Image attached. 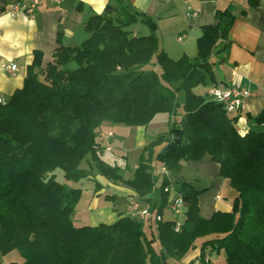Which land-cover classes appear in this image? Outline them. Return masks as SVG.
I'll return each instance as SVG.
<instances>
[{"label":"trees","instance_id":"trees-1","mask_svg":"<svg viewBox=\"0 0 264 264\" xmlns=\"http://www.w3.org/2000/svg\"><path fill=\"white\" fill-rule=\"evenodd\" d=\"M258 2L249 0L252 7ZM234 19L230 6L218 8L215 21L201 26L196 55L173 58L151 16L131 0H108L101 13L90 14L87 37L79 45L59 42L41 72L42 53L35 51L22 86L0 103V252L16 249L22 256L8 264H161L166 254L180 259L198 238L197 257L207 264L213 250L223 251L225 264H264V110L255 117L262 128L241 134L236 116L207 90H193L211 72L213 50L228 39ZM138 21L151 32L128 29ZM180 89L185 98L177 118ZM161 112L170 117L167 131L143 147L131 177L124 178L102 155V126L147 125ZM161 143L153 163V148ZM204 155L235 190L233 208L202 218L201 190L182 181L185 220L177 231L174 220L157 222L159 254L144 218L126 214L112 223L75 225L81 189L56 173L68 180L89 177L87 164L149 200L155 170L164 167L159 175L166 205L170 174L180 171V160Z\"/></svg>","mask_w":264,"mask_h":264},{"label":"crops","instance_id":"crops-1","mask_svg":"<svg viewBox=\"0 0 264 264\" xmlns=\"http://www.w3.org/2000/svg\"><path fill=\"white\" fill-rule=\"evenodd\" d=\"M19 1L29 2L30 0H0V97L5 100L22 86L27 67L32 63L36 50L42 53V66L39 69L41 72L46 62L52 59V52L59 42L65 45H79L87 37L88 32L85 24L90 14L101 13L108 2V0H61L60 3H56L52 0H40V4L31 13L17 11L11 15L10 7ZM131 2L137 9L151 16L155 21V18H158L159 22L161 18L175 17L179 19L180 23L174 24V29L178 33L175 43L187 46L193 41L195 51L193 52L190 48L184 50L180 55L185 54L189 57H194L197 53L196 41L201 34V26L215 21V11L218 8L230 6L235 14V19L229 30L228 39L217 44L211 55L213 61L211 72L207 73L205 82L201 83L203 85L196 90L194 87L193 90L196 93L205 94L206 90L213 86L224 90L237 84L245 92L241 108L238 111L230 112V115L236 116L238 131L245 134L250 129L262 128L255 117L264 110V0H259L258 4L253 7L249 0H131ZM188 6L197 12L196 16L186 17ZM138 31L134 30L135 33ZM161 46L171 57L176 58L173 56L174 54H171V51H175L176 48L172 47L169 42H161ZM10 62L17 65L18 70L14 74L8 73L1 67L2 63ZM178 98L180 103V95ZM184 98L185 93L183 102ZM169 120L168 115L167 125ZM146 126H134L137 128L135 133L138 139L142 138L141 133ZM101 131L105 134L101 136L103 144L112 145V150L109 151L112 152L113 147L116 146L114 132L104 128ZM108 133L111 134L108 135ZM139 145L140 151L134 160L135 164L146 143L140 141ZM164 145L165 143H161L153 148L151 155L153 163ZM122 157L126 160L127 154H122ZM180 164L181 167L189 166L195 171V174L183 175L182 181L189 182L196 189L201 190L197 198L199 214L202 218L210 219L216 211L229 212L232 210L235 190L226 179L219 175L218 164L211 161L208 155H204L197 161L180 160ZM134 167L125 164L122 171L124 178L131 177ZM103 178V183L96 184L94 191L96 198L91 203L88 218L90 220H83L82 224L77 225H84L87 222H91V225L112 223L119 216L127 214L128 200L136 198L141 205L149 204L151 207V213L144 218V222L148 224L150 231L152 230L151 235H147L153 238L152 245L159 254L162 245L158 238L155 214L161 210L162 221L174 220L175 225L181 226L185 220V205L181 207L184 213L181 221L180 217L172 213L169 203L162 205L161 180L157 170L154 174L155 185L147 195L149 200L141 199L132 188L122 182L112 181L105 176ZM120 184L122 192L126 193L125 205L119 208L116 205L112 209L99 207L98 195L109 191V186L119 189ZM156 184H158L157 187ZM171 187L170 184L168 191L167 188H164V191L168 192L169 202L181 193V189L180 191L177 189L178 193H175L171 198ZM226 191L231 194V197ZM106 199L114 201V193H106ZM200 240V238L196 239V246L184 253L180 259L166 254L163 259H160L161 264H193V260L200 253ZM155 241L159 244L158 249L155 247ZM9 262L11 261H6L5 254L0 252V264Z\"/></svg>","mask_w":264,"mask_h":264},{"label":"rangeland","instance_id":"rangeland-1","mask_svg":"<svg viewBox=\"0 0 264 264\" xmlns=\"http://www.w3.org/2000/svg\"><path fill=\"white\" fill-rule=\"evenodd\" d=\"M156 21V28L155 32L160 37L161 42H169L170 45L175 49V51H171V54H174V57H178L182 54L184 50H189L192 48L193 52L195 51V43L192 41L187 46L180 45L175 43L176 41V33L174 29L175 23H180V20L177 18H161L160 22L158 18H155ZM128 29L130 30H139L138 34H149L151 32V27L145 24L144 22L138 21L134 22L133 24L128 26ZM166 44V43H165ZM164 44V45H165ZM75 65V64H74ZM203 84H199L194 88L196 90L198 87H201ZM180 95V103L178 96ZM183 97H184V91L182 89L177 91V118H179L183 112ZM168 121V114L167 113H157L153 116L151 121L147 124L146 128H143L141 133V139L137 138L136 135V129L134 126H128L124 124L119 123H111V122H105V126L103 125L102 128L111 130L114 132L115 135V145L113 147V151L109 152L107 157H105L106 161H108L110 164H117L123 171V167L125 164H128L132 167H134V160L137 157L138 152L140 151V145L139 142L143 141L146 144L149 140L156 137L159 133L166 132L168 129L167 125ZM167 125V127H166ZM122 154H127L126 160L122 157ZM85 169H87L88 172H92L89 177H84L78 180H68L63 176L62 171L58 170L57 173V179L61 182L66 183L70 187H77L81 189V192L75 202V211L73 216L74 223L82 224L83 220L87 221L90 220L89 213H90V207L92 201H94L95 197V189L97 183H103L104 178L101 176L96 170L90 168L87 164L83 166ZM195 171L192 168H189V166H182L180 171L178 172H172L170 174L171 179V189H170V197L172 198L173 195L177 192V189L180 191V184L182 182V176L183 175H192ZM195 174V173H194ZM194 176V175H193ZM121 185V184H120ZM119 185V189H114L109 186V191H106V193H114L115 199L110 200L106 199V193L98 195V206L99 207H108L109 209H112L113 206H116L119 208L122 205H125L126 203V193L122 192L121 188L122 185ZM158 184H156V187ZM227 187V184H226ZM233 191V190H232ZM224 192V191H223ZM228 194V192L226 191ZM228 196L231 197V194H228ZM165 213H168V210L165 211ZM173 214L180 217V221L182 216H184L183 209L179 208L178 211L172 212ZM81 222V223H80ZM86 224H91V222H87ZM144 229L147 232L148 235H151L150 228L146 222H144ZM155 247L158 249L159 244L157 241H155ZM6 261H22V256L20 252L16 249H13L5 254ZM211 264H225L224 261V255L223 251L220 250H213L210 254Z\"/></svg>","mask_w":264,"mask_h":264},{"label":"built area","instance_id":"built-area-1","mask_svg":"<svg viewBox=\"0 0 264 264\" xmlns=\"http://www.w3.org/2000/svg\"><path fill=\"white\" fill-rule=\"evenodd\" d=\"M56 3H60L61 0H52ZM40 4V0H30L29 2H17L14 3L10 9L9 13L11 15H14L17 11H22L24 13H31L37 5ZM197 12L193 9H191L189 6L186 8V17H194L196 16ZM1 67L7 71L8 73L14 74L17 72L18 68L16 63L10 62V63H2ZM207 92L209 96L221 103L225 109L229 112L233 111H238L243 103V97L245 95V92L240 89V87L237 84L231 85L230 87L222 90L219 89L216 86L210 87L207 89ZM5 99L0 97V103L4 102ZM111 133H108L110 135ZM100 136H104V132L100 131L99 132ZM107 135V136H108ZM112 150V145L107 144L104 146V149L102 151V155L106 156V154ZM159 172L165 173L166 169L164 167H161L159 169ZM184 205L183 199L180 195L174 197L170 202H169V208L171 209L172 212H176L179 210ZM126 212L130 216H135L138 218H145L146 216L150 215L151 213V207L149 204L146 205H141L140 201L136 198L129 199L127 202V209ZM155 220L161 221L162 220V215L160 213L155 214L154 216ZM175 231L179 229V225L175 226ZM207 258H204L203 260L200 257H196L193 260V264H207Z\"/></svg>","mask_w":264,"mask_h":264},{"label":"water","instance_id":"water-1","mask_svg":"<svg viewBox=\"0 0 264 264\" xmlns=\"http://www.w3.org/2000/svg\"><path fill=\"white\" fill-rule=\"evenodd\" d=\"M240 213H241V211H240Z\"/></svg>","mask_w":264,"mask_h":264}]
</instances>
